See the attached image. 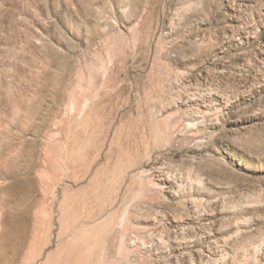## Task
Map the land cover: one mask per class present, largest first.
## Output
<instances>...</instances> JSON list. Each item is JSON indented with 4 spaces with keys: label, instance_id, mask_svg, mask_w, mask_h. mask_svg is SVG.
I'll return each mask as SVG.
<instances>
[{
    "label": "rangeland",
    "instance_id": "374dc122",
    "mask_svg": "<svg viewBox=\"0 0 264 264\" xmlns=\"http://www.w3.org/2000/svg\"><path fill=\"white\" fill-rule=\"evenodd\" d=\"M14 223L0 264H264V0H0Z\"/></svg>",
    "mask_w": 264,
    "mask_h": 264
},
{
    "label": "bare ground",
    "instance_id": "6f19581e",
    "mask_svg": "<svg viewBox=\"0 0 264 264\" xmlns=\"http://www.w3.org/2000/svg\"><path fill=\"white\" fill-rule=\"evenodd\" d=\"M186 127L189 128V124H186ZM16 172V171H15ZM24 221V220H23ZM22 223V222H21ZM25 229L23 228L22 224L17 225L14 223L9 227V229L4 233L2 236V246L0 247V253L6 254L7 252L13 251L18 244L23 239Z\"/></svg>",
    "mask_w": 264,
    "mask_h": 264
}]
</instances>
